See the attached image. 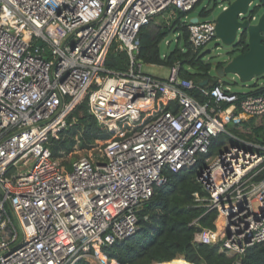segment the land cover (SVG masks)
Returning a JSON list of instances; mask_svg holds the SVG:
<instances>
[{"label": "built area", "instance_id": "2783aa9c", "mask_svg": "<svg viewBox=\"0 0 264 264\" xmlns=\"http://www.w3.org/2000/svg\"><path fill=\"white\" fill-rule=\"evenodd\" d=\"M197 2L0 0V264H103L94 253L136 232L137 212L166 173L194 167L205 192L194 202L217 217L193 242L228 258L264 242V145L240 129L264 117V96L205 89L180 79L177 66L165 80L147 76L138 60L141 27ZM187 33L201 49L216 38L215 21ZM111 50L127 55L124 70L104 66ZM83 102L111 137L95 159L63 171L45 143ZM220 137L234 143L215 152Z\"/></svg>", "mask_w": 264, "mask_h": 264}, {"label": "trees", "instance_id": "16d2710c", "mask_svg": "<svg viewBox=\"0 0 264 264\" xmlns=\"http://www.w3.org/2000/svg\"><path fill=\"white\" fill-rule=\"evenodd\" d=\"M200 1L198 0L196 5ZM233 1L220 0L219 6L223 10ZM213 6H218L216 1ZM260 8L259 5L255 6L249 16L257 18ZM210 12L203 10L200 15L206 18ZM156 18L141 27L138 32L140 63L167 68L177 66L178 77L182 80L191 81L195 85L206 82L205 89L218 86L217 78L210 75V63L204 60L200 49H193L189 43L187 26H178L177 30L181 35L177 38L176 46L170 52L161 54L159 44L168 31V25L163 21L155 25ZM235 48L230 57L247 52L245 34L241 36ZM127 63L125 53L111 50L104 66L108 70L121 71L127 67ZM224 66L223 62L217 63L215 70H221ZM247 87L249 90L245 93L236 94L240 99L264 96V75L256 78ZM190 95L199 101L205 100L197 90H191ZM71 116L75 118V122L60 132L59 139L49 138L45 143L52 158L59 162L63 171H70L71 163L79 157L77 152L96 154L99 144L111 137L105 128L97 125L88 111L87 102L81 103ZM251 122L249 121L248 125L252 126ZM252 132L255 134L253 142L264 145V123L261 127L253 128ZM215 146L216 141L214 148ZM196 168L177 173L167 172L166 182L155 188L152 197L142 204L137 212L136 232L127 239L116 240L103 247L94 255L103 264H166L178 257H181L185 264H234L237 260L240 264H264V242L248 248L241 257L233 258L219 253L216 246L193 242L197 227L213 229L217 217L215 211L204 214L205 208L194 202L195 193L200 197L205 196L204 190L195 179ZM194 220H197V226L192 225ZM76 264L92 263L80 260Z\"/></svg>", "mask_w": 264, "mask_h": 264}, {"label": "rangeland", "instance_id": "374dc122", "mask_svg": "<svg viewBox=\"0 0 264 264\" xmlns=\"http://www.w3.org/2000/svg\"><path fill=\"white\" fill-rule=\"evenodd\" d=\"M214 1L217 2L218 6L214 7ZM220 0H201L199 4H197L194 9L188 13L182 14L180 12H170V13H163V15L156 18L155 25H159L160 22H164L167 24L168 31L164 35L163 40L159 44L160 52L161 54H166L173 50V48L176 46V41L179 35H181V32L177 30L178 26L184 25L187 26L190 23H192L193 20H205L210 19L215 21L217 16L222 12L221 6H219ZM221 5V4H220ZM259 5V0H254L253 3L249 6L248 12H251L255 6ZM203 10L211 11L209 16L206 18H203L200 13ZM263 13V8L261 7L259 10V13L257 15V18H259ZM242 19L248 18V16L241 17ZM179 21V22H178ZM177 22V24H176ZM253 24L256 23V21L252 22ZM172 28V29H171ZM239 38V37H238ZM234 48L232 46H226L222 44V42L214 38L209 43H207L204 47L200 49L201 54L204 56V60L211 65L210 75L213 78H217L219 87L223 91H229L234 94H243L246 91L249 90L247 87L250 83H240L238 78L232 74L227 75H221L218 73V71L215 70V65L217 63L227 61V59L230 57L229 49ZM142 65V73L147 76L155 77L158 79L165 80L170 75V69L164 66H157V65H148L143 64ZM254 82V81H252ZM252 126L248 125L246 123L245 125H242L240 129L243 131H246V134H243L242 136L247 139L249 142H253L255 139V134L252 132L253 128L261 127L264 123V117L261 119H254L251 120ZM227 128L229 131L233 132L236 135L240 134L239 129H235L236 127H233L231 124L227 125ZM217 146H215V152L221 147H227L229 144L234 143L232 140L224 137H220L216 140ZM255 143V142H254ZM78 158L85 157L87 159L93 160L96 158V154L90 153V154H84L82 152H77ZM255 211H258V205L254 204ZM178 261H183L181 257H178L176 260L172 261L171 263L166 264H179ZM184 262V261H183Z\"/></svg>", "mask_w": 264, "mask_h": 264}, {"label": "water", "instance_id": "95a60500", "mask_svg": "<svg viewBox=\"0 0 264 264\" xmlns=\"http://www.w3.org/2000/svg\"><path fill=\"white\" fill-rule=\"evenodd\" d=\"M253 1L234 0L222 10L215 20V37L226 46L235 47L241 36L246 35L247 52L229 57L225 61L224 68L218 70L221 75L236 76L243 84L250 83L264 75V0H259V6L263 8V13L255 20L254 24L252 23L254 21L250 19V12H248ZM240 16H248V18L242 19ZM197 21L193 20L192 23ZM205 84L206 82L200 83V87H204ZM196 231L199 232L200 228L198 227Z\"/></svg>", "mask_w": 264, "mask_h": 264}, {"label": "flooded vegetation", "instance_id": "af4514ba", "mask_svg": "<svg viewBox=\"0 0 264 264\" xmlns=\"http://www.w3.org/2000/svg\"><path fill=\"white\" fill-rule=\"evenodd\" d=\"M236 48L234 47V48H231V49H229V55L230 54H233V52H234V50H235Z\"/></svg>", "mask_w": 264, "mask_h": 264}, {"label": "bare ground", "instance_id": "6f19581e", "mask_svg": "<svg viewBox=\"0 0 264 264\" xmlns=\"http://www.w3.org/2000/svg\"><path fill=\"white\" fill-rule=\"evenodd\" d=\"M179 264H185L183 261H178Z\"/></svg>", "mask_w": 264, "mask_h": 264}, {"label": "clouds", "instance_id": "9594fccd", "mask_svg": "<svg viewBox=\"0 0 264 264\" xmlns=\"http://www.w3.org/2000/svg\"><path fill=\"white\" fill-rule=\"evenodd\" d=\"M257 19V18H256Z\"/></svg>", "mask_w": 264, "mask_h": 264}]
</instances>
